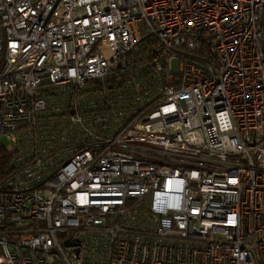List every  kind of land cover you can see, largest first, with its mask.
Here are the masks:
<instances>
[{"label":"built area","instance_id":"1","mask_svg":"<svg viewBox=\"0 0 264 264\" xmlns=\"http://www.w3.org/2000/svg\"><path fill=\"white\" fill-rule=\"evenodd\" d=\"M0 142V264H264V0H0Z\"/></svg>","mask_w":264,"mask_h":264},{"label":"trees","instance_id":"2","mask_svg":"<svg viewBox=\"0 0 264 264\" xmlns=\"http://www.w3.org/2000/svg\"><path fill=\"white\" fill-rule=\"evenodd\" d=\"M146 44V42L144 44H137L136 48L134 49L135 51H133L132 54V56L135 57V60H138L141 57L148 56V48H146ZM141 49H143L144 51H141ZM9 158V154L4 151L3 144L2 142H0V177L4 174L5 170L7 169Z\"/></svg>","mask_w":264,"mask_h":264}]
</instances>
